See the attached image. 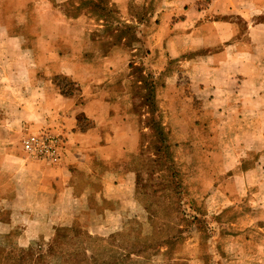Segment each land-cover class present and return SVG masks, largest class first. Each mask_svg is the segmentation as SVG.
<instances>
[{
  "label": "crops",
  "instance_id": "obj_1",
  "mask_svg": "<svg viewBox=\"0 0 264 264\" xmlns=\"http://www.w3.org/2000/svg\"><path fill=\"white\" fill-rule=\"evenodd\" d=\"M68 1L0 0V238L23 249L37 242L44 254L61 228L83 224L91 235L113 234L140 208L136 172L123 171L140 144V127L124 121L120 103L136 100L128 77L133 64L162 80L157 99L171 113L177 100L164 92L181 89L179 80L223 97L233 87L241 105L249 96L264 100V0H108L125 26L136 27L140 41L132 44L98 38L107 21L86 13L70 18L61 9ZM120 72L123 92L115 80ZM59 74L81 91L64 97L53 80ZM41 132L62 136L58 162L22 153L23 139ZM251 144L264 149V142ZM241 176L258 179V187L242 195L219 190L235 207L231 218L219 221L217 236L185 242L182 254L162 242L157 259L264 264V173L252 167ZM207 204L205 197L206 211Z\"/></svg>",
  "mask_w": 264,
  "mask_h": 264
},
{
  "label": "rangeland",
  "instance_id": "obj_2",
  "mask_svg": "<svg viewBox=\"0 0 264 264\" xmlns=\"http://www.w3.org/2000/svg\"><path fill=\"white\" fill-rule=\"evenodd\" d=\"M84 2L86 0H72L71 4L62 5L61 9L64 11ZM88 11L91 12V9ZM83 12L85 11L81 10V13ZM121 24L123 22H120L119 25L115 24L116 28L113 25L112 28L114 30L119 28L120 31H123ZM137 68L139 69L138 66ZM139 72V70H134L128 74V77H140L141 73ZM124 74L120 72L115 77L118 82L117 88L122 92L125 91L122 87ZM150 76L146 78L150 79ZM148 81L150 84H159V87L162 82V80L151 79ZM167 81L171 82V80H163L165 83ZM262 82L263 85H259V87L264 92V80ZM179 84L181 89L164 92V94H171L177 100L173 106L174 113L165 107L160 108V119H158L164 128H170L166 131L170 133L168 141L171 145V155L162 161L163 166L159 168L162 172L161 175L153 176L155 170L150 166L151 156H149V160L146 158L147 164L140 170L141 186L147 189L152 200L156 198L157 202L161 203L157 218L153 217V214L147 215L152 220L150 224L157 227L154 233H149L151 226L144 217V219L136 218L132 220V224L130 223L131 225L139 224L145 234L142 236L151 242H121L122 238L119 234L127 231V228L122 230L121 227L112 230L115 232L113 234L109 230L91 235L89 232L91 233L92 230L85 229L83 224H80L79 229H76L78 235L74 236L76 230L72 232L71 229H67L65 234L58 232L54 241L51 242V246L46 248L45 254V248L37 245V242L28 249L20 248L18 245L5 247V242H0V264H33L34 260L36 264L38 261L39 264H119L127 260V257L137 260L134 257L137 254L133 255V253H136L139 247H143L144 250L147 247L151 255L150 260L139 264H172L169 260L166 262L163 256H160L159 259L156 257L157 253L161 252L163 246L160 244L162 242H166L172 237L178 238L176 242H173L175 246L172 250H178L182 254L188 251L185 242H204V240L217 236V225L223 221L222 218H231L235 207L233 198L225 197L224 193L219 190H236L238 195H242L247 188H257L259 180L252 178L243 180L239 174L241 175L243 171L252 167H255L257 172L260 168V172L264 173V159L260 158L264 155V149L257 145L264 142V111H259L264 110V100L258 101L256 100L258 97L249 96L241 105L236 99V89L233 87H231L233 90L231 89V92L223 97L222 92L218 91L217 95L216 93L213 95L210 91L203 90L204 85L193 87L190 80H179ZM251 89L253 87H246V91L249 93H252ZM135 90L136 88L131 89V93H134ZM210 97L216 98L212 104ZM136 101L130 98L120 102L122 110H127L126 116L130 115L129 117L125 116L124 121L127 122L130 119L131 125L145 129L146 126H150L148 124L149 116L147 115L148 122L145 126L143 122L146 120L139 117L136 111ZM241 108L243 111H239ZM175 109L178 111L177 114H175ZM146 112L148 110L142 112V115ZM119 120L122 121L121 118ZM151 135L150 132L144 135L146 142H143V145H147ZM251 143L257 147L253 149ZM141 147L139 144L134 155L137 157L132 162L128 161L123 171L132 169L139 172V166L144 163L140 156ZM143 149L148 151L149 146L148 149ZM259 160L261 161L259 162ZM169 182H173L176 186L174 191L177 195L172 191L163 195L153 194L152 190L155 185L163 186ZM227 194L229 195V193ZM205 197L208 201L207 209L211 208V212L205 210ZM168 205L173 206L174 210L166 214L163 209ZM136 206H138L137 203ZM223 209L225 211L218 215ZM132 213L146 215L144 210L138 209V207L133 209ZM172 223L175 226L173 231ZM228 223L226 222L223 227L227 233L230 232L227 231ZM80 234L103 241L79 242L82 237ZM60 239L62 242H58ZM178 264L188 263L180 261Z\"/></svg>",
  "mask_w": 264,
  "mask_h": 264
},
{
  "label": "trees",
  "instance_id": "obj_3",
  "mask_svg": "<svg viewBox=\"0 0 264 264\" xmlns=\"http://www.w3.org/2000/svg\"><path fill=\"white\" fill-rule=\"evenodd\" d=\"M71 2L72 0H69L65 4H71ZM108 4H109L108 0H86V2L82 4L79 3L78 6L76 5V6H72V8L66 9L65 12L70 18H76V17H79V15L91 9V12L89 11L86 12L87 15H90L93 17L97 16L107 21L106 27L104 29H101V31L97 33L98 38H103L107 40L109 37H114L115 43L113 44H118V43L122 44L124 42V39H127L126 44H132V43L139 42L140 39L138 37L137 30L134 25L125 26L124 24H121L120 26L123 28V31H120L119 28H117V30H114V28L117 27L116 25H119L121 22L117 17L119 12L113 7H109ZM81 10L85 12L81 13ZM109 18L110 19L113 18V20H108ZM113 25H114V28H112ZM133 65H132L133 67L132 71L139 70L140 71L139 73H141L140 77L131 76L133 80L132 89L136 88L135 92L132 93L133 98L137 100L136 101L137 102L136 111L139 114V117L146 120L143 122V124L146 126L147 122L149 121L148 124L150 126L149 127L146 126L145 129L140 128V147L143 146L141 147L142 149H141L140 156L143 158L144 163L139 166V172L135 170L136 175H137L136 190H135L136 201L138 202L140 208L144 210L146 215L133 214L132 220L136 218H141V219L145 218V220L150 224L152 220L149 217H147V215L153 214L152 216L157 218L158 213H159V208H160L159 204L161 203L157 202L156 198L155 200H152L151 199L152 196L147 193V189L141 186V182H140L141 180L140 172L141 171L140 170H142L145 167V165L147 164V159L149 160V156H151L152 161L150 162V166L153 167V169L155 170V173L153 174V176L155 177L157 175H161L162 172H160L159 168L163 166L162 161L165 158L170 157L171 155V152H170L171 145L168 141V137L170 133L166 131V130H170V128L169 127L167 129L164 128L162 123L158 120L160 119L159 114L161 113L160 102L157 99V88L159 87V84L157 83L150 84L148 80L150 79L153 80L152 74L150 73L145 74L144 70L140 66H138L139 67L138 69L137 66H133ZM149 75H151L150 79L146 78V77H149ZM53 80H54L55 85L59 88V90L61 91V94L64 97H72L76 92L81 91L80 86H78V84L74 82L72 78L68 75L59 74V75H56ZM146 110H148V112L142 115V112H145ZM147 115L149 116V119L151 120L148 119L147 121V117H148ZM82 120L87 122V119L85 118H81V121ZM84 126L87 128L90 126V124L87 125V123L86 124L84 123ZM144 130H146L145 131L146 133L150 132L152 134L148 139L149 141H147V145H143V142L144 143L146 142V139L144 137L146 133L144 132ZM148 146H149V150L144 151L143 148L148 149ZM136 157L132 155L131 162L135 160ZM175 187L176 186L174 185L173 182H169V184H166L163 186L155 185V188H153L152 192L155 195H158V194L163 195L171 191L175 193L174 191ZM161 188H164V189H161ZM173 210H174L173 206L170 207L168 205L163 209V212L168 214ZM132 220H129V223L127 224L129 225L127 227V231L125 230L121 234H119L120 237L122 238L121 242H151L150 240L142 236L145 234H143L142 229L140 228L139 224L135 223L134 225H131L132 224L131 222H133ZM150 226H151V229H149L150 231L149 233H154L157 226H155L154 224H150ZM173 227L175 226L172 223L171 225L172 231L174 230ZM67 229H71L73 232V230L79 229V227L61 228L58 230V232H60V234L62 233L65 234ZM77 231L78 230H76V232L74 233V236L79 234ZM155 234L157 236L156 232ZM80 236L82 237L80 238L79 242H102L103 241L98 238H93L89 235L83 236V234H80ZM177 239L178 238L172 237L168 239L166 242L173 243V242H176ZM9 240H11L10 237L0 238V242H5L4 244L5 247L12 246V242H10ZM58 242H62V240L60 239ZM145 248L146 249L144 250L143 247H139L136 253H133V255L137 254L136 255L137 260L127 257V260L120 262L119 264H139L142 262H146L147 260H150L149 257L151 255L149 254L148 248L147 247Z\"/></svg>",
  "mask_w": 264,
  "mask_h": 264
},
{
  "label": "built area",
  "instance_id": "obj_4",
  "mask_svg": "<svg viewBox=\"0 0 264 264\" xmlns=\"http://www.w3.org/2000/svg\"><path fill=\"white\" fill-rule=\"evenodd\" d=\"M65 142L61 135L41 132L23 139L21 151L32 160L58 162L62 158Z\"/></svg>",
  "mask_w": 264,
  "mask_h": 264
}]
</instances>
